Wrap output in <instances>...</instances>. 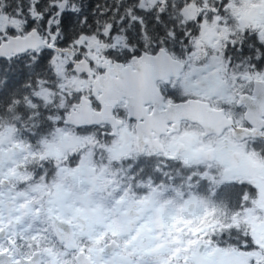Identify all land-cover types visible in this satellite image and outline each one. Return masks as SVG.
I'll return each mask as SVG.
<instances>
[{"label": "snow or ice", "instance_id": "6c2138e0", "mask_svg": "<svg viewBox=\"0 0 264 264\" xmlns=\"http://www.w3.org/2000/svg\"><path fill=\"white\" fill-rule=\"evenodd\" d=\"M0 264H264V0H0Z\"/></svg>", "mask_w": 264, "mask_h": 264}]
</instances>
